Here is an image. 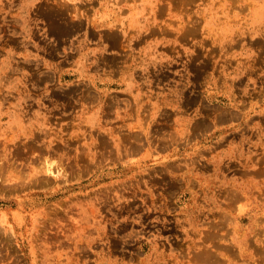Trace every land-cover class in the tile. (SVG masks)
Here are the masks:
<instances>
[{
	"label": "rangeland",
	"instance_id": "1",
	"mask_svg": "<svg viewBox=\"0 0 264 264\" xmlns=\"http://www.w3.org/2000/svg\"><path fill=\"white\" fill-rule=\"evenodd\" d=\"M82 1L0 0V264H264V0L119 72Z\"/></svg>",
	"mask_w": 264,
	"mask_h": 264
},
{
	"label": "crops",
	"instance_id": "2",
	"mask_svg": "<svg viewBox=\"0 0 264 264\" xmlns=\"http://www.w3.org/2000/svg\"><path fill=\"white\" fill-rule=\"evenodd\" d=\"M208 1L195 0L192 4L191 11L197 16V20L191 22L192 26L196 23L205 29L204 23L210 12L209 6H205L209 5ZM82 4L93 14L95 28L100 30L97 39L92 40L91 45L87 42L85 45L95 60H98L96 54L115 58L119 64L113 71L131 70L132 64L142 62L149 55L173 52V36H164L165 27L173 28V0H83ZM147 14H152L160 25L154 24V29L151 27L153 21L148 25L143 23ZM149 28L148 35L145 29ZM104 30L108 33H102Z\"/></svg>",
	"mask_w": 264,
	"mask_h": 264
},
{
	"label": "bare ground",
	"instance_id": "3",
	"mask_svg": "<svg viewBox=\"0 0 264 264\" xmlns=\"http://www.w3.org/2000/svg\"><path fill=\"white\" fill-rule=\"evenodd\" d=\"M46 158V157H45ZM45 158H44V160H45ZM40 160H42V162H43V158L42 159H40ZM50 159H49V157H48V161H47V158H46V161H44L43 163H40L39 164V166L41 167V170L42 169H44V171L45 172H47L48 174H49V172H51V170H53L52 169V166H54L56 163H54V161H53V163H54V165H52L53 163H52V161H51V163L52 164H50ZM39 162V161H38ZM40 167H37V168H40ZM57 167V166H56ZM53 168H55V167H53ZM58 169V168H57ZM55 170V169H54ZM59 170V169H58ZM40 171V170H39ZM36 172H38V171H36ZM43 172V171H42ZM45 172H43V173H45ZM62 172V171H61ZM39 173V172H38ZM52 173V172H51ZM41 174V172L39 173V175ZM58 174V173H57ZM57 174H55V175H57ZM62 175V174H61ZM48 176V175H47ZM63 176V175H62ZM44 178H45V176H43ZM61 178V177H60ZM65 178V177H64ZM40 180V179H39ZM37 181V180H36ZM49 181V180H48ZM47 179H45V181H43L45 184H47ZM43 182H41L40 181V183H43ZM44 183L42 184V185H44ZM41 185V184H40ZM4 190V189H3Z\"/></svg>",
	"mask_w": 264,
	"mask_h": 264
}]
</instances>
